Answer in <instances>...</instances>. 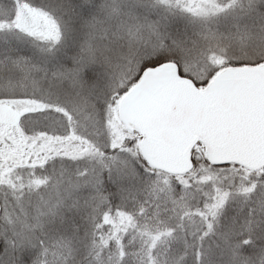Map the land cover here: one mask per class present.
Listing matches in <instances>:
<instances>
[{"label":"snow or ice","instance_id":"snow-or-ice-1","mask_svg":"<svg viewBox=\"0 0 264 264\" xmlns=\"http://www.w3.org/2000/svg\"><path fill=\"white\" fill-rule=\"evenodd\" d=\"M0 264H264V0H0Z\"/></svg>","mask_w":264,"mask_h":264}]
</instances>
